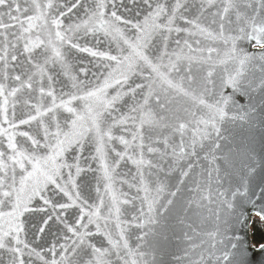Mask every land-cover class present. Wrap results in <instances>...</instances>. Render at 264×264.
<instances>
[{
  "label": "snow or ice",
  "instance_id": "6c2138e0",
  "mask_svg": "<svg viewBox=\"0 0 264 264\" xmlns=\"http://www.w3.org/2000/svg\"><path fill=\"white\" fill-rule=\"evenodd\" d=\"M118 3L123 7L124 0H72L70 7L58 6L57 0H0V10H3L0 12V29H3L0 37L6 41L0 61H5V78L7 47L11 44L8 36L23 39V51L27 54L24 61H18L21 74L13 77L18 87L9 90L7 85L0 83V96L4 97L0 111L3 123L8 124L7 128L0 125V136L7 138L10 150L0 149V255L8 254V264H25V249H28L29 258L34 255L45 260L40 252L21 239L25 213L43 214L39 233H44L50 222L52 227L67 233L61 236L64 242L59 244L61 261L52 259L45 264H61L62 261L64 264H157L158 259L162 262L161 248L174 227L170 223V213L180 187L168 192L163 200L160 193L164 188L158 187L157 195L149 200L148 184H155V174L170 167L175 160L195 157L206 147L212 158V167L206 176L215 177L218 184L231 183L233 176L240 181L232 190L228 208L235 212L239 197L245 206L255 209V215L264 222V203L257 204L260 197L248 195L250 178L261 166L257 154L247 150L251 163H246L243 174H238L234 164V156L239 152L233 146L235 133L226 127L231 124L239 128L241 142L251 139L250 134L256 130L264 134V0H223L222 7L211 13L210 19L205 13L214 6V0H128L136 9L137 17H141L140 9L144 10L139 19L118 15ZM61 7L64 10H60ZM74 9H83V17L79 22L65 24L69 14L74 15ZM133 9L125 7L123 10L131 14ZM192 10L195 18L189 19L185 13ZM29 12L34 14L28 15ZM177 20H183L196 31L178 27ZM17 26L19 35L10 31ZM82 30L85 33L99 31L109 36L117 42V54L81 48L73 41ZM181 32L222 45L223 54L219 47H199L200 39L193 40L198 46L195 49L184 41L189 51L201 54L199 57L170 53L171 44L177 47L181 44L180 40L173 39V34ZM121 43L126 46L127 55ZM244 44L252 50L243 47ZM66 46L115 62V68L108 65L111 70L99 86L89 87L72 78L70 91L64 93L61 89L57 103L52 86L54 78L47 75L46 70L54 69L57 63L67 67L62 51ZM214 56L218 59L214 60ZM11 60L17 61V56L11 55ZM145 68L150 70L147 76H144ZM133 77H142L144 83H135L124 91ZM45 80L48 81L47 90ZM116 86L119 90L109 95L108 89ZM137 90L139 100L135 99ZM6 91L11 97L18 93L26 95L27 98L20 101L28 109L26 119L18 123L9 120ZM65 95L67 99L63 98ZM126 95L133 98L128 114L120 111ZM237 95L243 97L245 103H239L235 99ZM33 99H36L35 104ZM45 99L50 100V104L45 105ZM77 100L83 102V111L72 106ZM12 107L14 109L15 104ZM64 112L70 116L65 118ZM33 123L36 125L34 133L15 131L19 125ZM129 124L135 132H129L128 127L124 132L131 135V140L124 135H113L114 129ZM17 135L27 138L29 146L18 145ZM114 140L125 146L123 153L110 147L105 150ZM86 142L96 145L95 151L107 181L105 191L110 194L107 204L101 199L98 205H89L81 197L77 178L85 171L80 161ZM74 148L78 155L72 158L73 163H68L66 154ZM129 149L137 153V158L128 155ZM108 152L114 153L111 163ZM145 152L158 157L155 163L144 158ZM125 160L137 165V176L145 193L139 196L140 190H137L135 199L140 200V207L127 221L121 219L124 212L120 205L132 203L133 198L121 201L113 189V174ZM187 168L182 177L190 175L192 164ZM65 176L69 177L67 181ZM180 183L183 184V179ZM50 190L53 197H66L67 202L53 203L48 198ZM190 191H201L199 181ZM36 198L42 206H32ZM192 203L188 201V206ZM5 207L10 210L4 211ZM73 208L79 210V215L69 223L67 214ZM247 219L242 212L233 217L240 225ZM89 225H94L96 231H89ZM132 227L139 229L135 249L130 247L126 235V229ZM95 235L105 237L109 247L92 243ZM231 239L234 241L230 245L232 250L247 251L245 236L234 235ZM56 248L57 244L53 243L48 250L53 257ZM259 249L264 250V243ZM222 259L228 262L232 256L225 252Z\"/></svg>",
  "mask_w": 264,
  "mask_h": 264
},
{
  "label": "water",
  "instance_id": "95a60500",
  "mask_svg": "<svg viewBox=\"0 0 264 264\" xmlns=\"http://www.w3.org/2000/svg\"><path fill=\"white\" fill-rule=\"evenodd\" d=\"M72 0H57V5H67L71 6ZM223 0H214V6L209 7L205 15L210 19L211 13L216 12L217 9L222 7ZM133 9V5L128 3V0H124L123 7L118 3L117 11L118 15H123L125 18H141L144 10L140 9L141 17L136 16V9H133L131 14L124 12V8ZM60 10H64L62 7ZM111 7H109V11ZM244 10L243 8L241 9ZM3 10H0L2 12ZM250 11V10H249ZM55 12V9L53 10ZM73 14H69V18L65 19L64 23L68 24L70 22L76 21L79 22V19L83 17V9L73 10ZM34 13L29 12L28 15ZM189 19L195 18V11H189L185 13ZM232 15V14H230ZM234 19V15H232ZM5 22L7 19H5ZM177 26L180 28L189 29L190 31H196L195 28H192L190 25L186 24L183 20H177ZM235 25H233L234 27ZM10 31L15 32L16 35H19V27L11 29ZM0 32H3V29H0ZM129 35L131 33H128ZM8 41H11V44L7 47L8 56L6 58L8 68H7V78H5V61H0V83L7 85V88L10 90L12 88L18 87V82H16L13 77L20 75V69L18 67V61H24L26 53L23 51L24 40H16L13 36H8ZM173 39H178L181 41L180 47H177L174 43L170 45L169 52H175L176 55L181 57L185 56H196L199 57L200 53L189 51L188 47L184 46V41L187 40L191 44L192 48L195 49L198 46L193 42L194 39H200L201 44L199 47H219L221 50V55L223 54L224 48L222 45L214 44L211 41H207L202 37H189L184 32L179 34L174 33ZM78 43L81 48L87 47L97 52H108L112 55L117 54V42L112 40L109 36H106L102 32H87L83 30L77 33L76 38L73 41ZM6 41L3 40V37H0V55L5 53ZM251 51V47L247 44L242 45ZM120 47L125 48V55L128 54V50L125 45L122 43ZM64 53V58L67 64V67L57 63L54 66V69H47V75L53 76V88L55 90V96L57 97V103L62 95L61 89L64 93L70 91V85L72 83V78H75L77 81L85 82L89 87L99 86L102 84L104 76L111 70L115 68V62H110L103 57L92 56L89 52H83L75 48H68L67 46L62 49ZM15 54L17 56V61L11 60V55ZM51 54V53H49ZM175 59V55L173 56ZM218 59L214 56V60ZM167 63V61H165ZM111 65V68L108 67ZM27 66V65H26ZM83 70V71H81ZM220 68H217V73L220 72ZM149 69H144V76L149 74ZM257 75H259L257 73ZM23 79V77H22ZM135 83H144L142 77H133L129 84L124 86V91H127L129 86L134 87ZM45 88L47 90L48 81H44ZM35 87V85H34ZM157 87H160L157 84ZM119 90L118 86L108 89L109 95H114L116 91ZM5 96H8L9 106H8V115L9 120L18 123L21 119H26V109L20 101L24 98H27L26 95L22 96L20 93L16 97H11L8 95V92H5ZM33 96H36V93H33ZM67 99L65 95L63 97ZM135 99L139 100V90H137V95ZM235 99L243 104L245 99L239 95ZM4 103V97L0 96V106ZM32 103H36V99L32 100ZM45 105L50 104V100L45 99L43 102ZM122 107L120 111L122 113L128 114L127 109L132 106L133 98L131 96H124ZM15 104L13 109L12 105ZM73 107L77 108L78 111H83L84 104L82 101H73ZM13 111L15 116H13ZM63 111V110H61ZM65 118H68L70 114L64 112ZM115 115V113H114ZM0 125L7 128L8 124L3 123V113L0 111ZM128 127L129 132H135L134 128L121 125L118 129L113 130L114 136L124 135L125 139L131 140V135L125 134L124 129ZM226 127L230 131L235 133L236 139L233 141V146L239 149L238 154L234 156L235 169L238 174H243L244 165L246 163H251L247 156V150L251 149L257 154L258 162L260 167L257 169V172L254 176L250 178L249 181V197L256 198L260 197L257 200V204L264 203V134H261L256 130L249 140H244L241 142L240 137L242 135L239 128L234 125L226 124ZM36 128L35 123L30 125H19L16 132H25L34 133ZM18 145H23L28 147L30 142L27 141V138L17 135L16 137ZM147 143V142H145ZM153 147L159 148V145H152ZM114 148L116 152L123 153L125 151V146L121 144L118 140H114L106 147ZM96 145L94 143H85L83 149L82 158L80 161L81 168L85 169L81 173L80 177L77 178V183L81 185L80 194L81 197L88 202L89 205H98L99 201L103 199L107 204L109 201V192L105 191V185L107 181L104 179L101 161L97 156L95 151ZM0 149L5 151H10L7 149V138L0 136ZM78 155L77 149H72L69 153L66 154L68 163H73V157ZM128 155L132 158H137V153L131 149L128 151ZM114 156L113 152H108V160L111 163ZM93 157H96L95 159ZM146 160H152L155 163V160L158 157L154 155H149L145 152ZM175 160V158H173ZM167 163V161H166ZM192 164V169L190 175L187 177H182V172L188 170V164ZM212 167V158L208 154L207 147L205 151H198L195 157H186L184 159L175 160L170 167H165L160 173H156V183L148 184L149 192L148 199H152L157 195L156 189L158 187H163L164 191L160 193V198L163 200L167 197V193L170 191H175L177 186L180 187V192L177 195V198L172 207L170 216V223L174 225L170 229L169 240L162 246L161 251L163 252L162 262L158 259L157 264H264V250L259 249V244L253 242L251 238V224L255 219V209L250 206H245L242 203V200L238 197L236 199V208L235 212L231 211L228 208V203L231 201L232 190L239 186L240 181L233 176L231 183L224 182L218 184L215 182V177L209 179L206 176V172ZM19 175V170H18ZM115 182L113 183V189L115 190V195L119 200L123 201L132 197V203L130 204H121L120 207L124 212V215L121 217L122 220L127 221L131 215L136 214V210L140 207V200L135 199L138 195L144 196L145 193L142 190L140 179L137 176V165H134L131 160L121 161L120 167L116 169V172L113 174ZM73 176L75 177V172L73 170ZM69 177L65 176L67 181ZM183 179V184L181 180ZM199 181L201 191L193 192L190 189H194L196 183ZM99 188V192L97 191ZM210 189V192H209ZM208 196V199H202V197ZM48 198L53 200V203L67 202V198L63 196L53 197L51 195V190L49 191ZM193 201L191 206H188V201ZM147 201H145V206ZM33 207L42 206V202L36 198L32 202ZM4 211L10 210L5 207ZM102 215H105L104 209L101 210ZM243 213L247 216V220L244 225L236 224L233 220V217L238 213ZM59 214V213H57ZM79 215V210L77 208L70 209L67 214V219L69 223H72L73 220ZM42 216L43 214L38 213H25L22 217L24 221V233L21 236V239L25 243L29 244L31 248H35L41 255L44 256L45 260L42 261L36 256L28 257V249H25V264H45V261H51L56 259L61 261V249L59 244L63 243L62 235H67L66 232L58 230L57 227H52L50 222V227L45 230L44 233H39L38 229L42 226ZM86 222V221H85ZM88 230L95 232V226L89 225ZM126 235L129 239V245L131 248L135 249L137 241L136 236L139 235V229L132 227L126 229ZM234 235H243L246 238L247 242V251L241 253L240 250H232L230 245L234 241L231 239ZM92 243H96L98 247H109L107 239L101 235H95L91 238ZM56 243V255L53 257L52 252L48 251L52 244ZM264 243V242H262ZM22 247V245H21ZM71 251V250H69ZM229 252L232 256V259L228 262L223 261L222 254ZM65 255H67L65 253ZM74 259V258H72ZM127 259V257H126ZM0 261L2 264H8V254L4 253L0 255ZM61 264H64L62 261Z\"/></svg>",
  "mask_w": 264,
  "mask_h": 264
},
{
  "label": "trees",
  "instance_id": "16d2710c",
  "mask_svg": "<svg viewBox=\"0 0 264 264\" xmlns=\"http://www.w3.org/2000/svg\"><path fill=\"white\" fill-rule=\"evenodd\" d=\"M251 238L256 245L264 242V222H261L257 216L251 224Z\"/></svg>",
  "mask_w": 264,
  "mask_h": 264
}]
</instances>
